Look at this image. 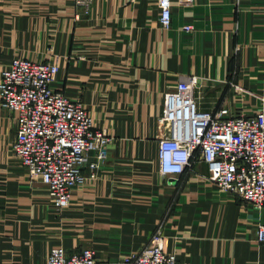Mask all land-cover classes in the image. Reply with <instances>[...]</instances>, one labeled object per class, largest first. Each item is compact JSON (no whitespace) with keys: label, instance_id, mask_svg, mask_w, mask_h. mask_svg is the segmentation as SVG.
I'll return each instance as SVG.
<instances>
[{"label":"crops","instance_id":"crops-1","mask_svg":"<svg viewBox=\"0 0 264 264\" xmlns=\"http://www.w3.org/2000/svg\"><path fill=\"white\" fill-rule=\"evenodd\" d=\"M172 3L164 28L158 0H93L89 12L77 0H0V77L15 57L58 63L55 87L112 137L59 211L15 154L17 113L0 100V264H47L54 246L125 264L159 230L178 264H264V209L219 189L205 162L163 174L158 156L165 95L184 79H197L202 110L264 109V0Z\"/></svg>","mask_w":264,"mask_h":264},{"label":"built area","instance_id":"built-area-1","mask_svg":"<svg viewBox=\"0 0 264 264\" xmlns=\"http://www.w3.org/2000/svg\"><path fill=\"white\" fill-rule=\"evenodd\" d=\"M86 12L93 0H77ZM164 28L172 23V0H158ZM193 30V25L184 27ZM60 66L51 61L15 57L2 70L0 100L15 111L17 136L13 149L31 178H41L57 210L72 202L74 189L94 177L98 162L85 167L89 152L107 156L112 137L97 128L81 100L55 87ZM197 79L179 82L165 95L161 121L169 134L160 139L159 163L163 174H181L196 161L208 165L210 179L222 191L242 199L247 206L264 209V109L234 114L226 107L202 110L195 94ZM235 86H238L234 83ZM257 240L264 242V222L257 225ZM125 264H178L164 246L159 230L150 249L131 253ZM47 264H108L92 247L69 252L63 246L50 249Z\"/></svg>","mask_w":264,"mask_h":264}]
</instances>
